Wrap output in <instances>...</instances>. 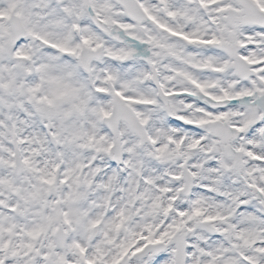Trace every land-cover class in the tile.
Segmentation results:
<instances>
[{
  "label": "snow or ice",
  "instance_id": "snow-or-ice-1",
  "mask_svg": "<svg viewBox=\"0 0 264 264\" xmlns=\"http://www.w3.org/2000/svg\"><path fill=\"white\" fill-rule=\"evenodd\" d=\"M0 264H264V0H0Z\"/></svg>",
  "mask_w": 264,
  "mask_h": 264
}]
</instances>
